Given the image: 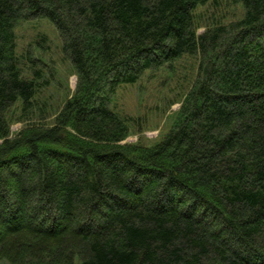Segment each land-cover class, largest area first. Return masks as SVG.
Instances as JSON below:
<instances>
[{
	"label": "trees",
	"instance_id": "obj_1",
	"mask_svg": "<svg viewBox=\"0 0 264 264\" xmlns=\"http://www.w3.org/2000/svg\"><path fill=\"white\" fill-rule=\"evenodd\" d=\"M210 5L242 16L198 14ZM38 17L78 78L46 124L52 83L26 74L16 37ZM186 58L197 77L170 132L125 144L118 90ZM77 262L264 264V0H0V264Z\"/></svg>",
	"mask_w": 264,
	"mask_h": 264
},
{
	"label": "rangeland",
	"instance_id": "obj_2",
	"mask_svg": "<svg viewBox=\"0 0 264 264\" xmlns=\"http://www.w3.org/2000/svg\"><path fill=\"white\" fill-rule=\"evenodd\" d=\"M241 11L239 7L224 6L219 11H214L210 5L200 8L198 14L206 17L216 15L218 19L225 15L228 21H232L242 16ZM205 27L206 23L201 26L198 35L204 33ZM16 37L18 55L26 74L29 75L28 72L34 69L42 70L46 80L52 83L49 88L43 89L38 97V112H41L42 116L45 113L48 118L42 123H53L62 111L65 101L74 95L78 84L72 64L62 53L60 34L49 20L38 17L21 22L16 29ZM41 41L43 43L40 46ZM177 68L176 74L166 71L147 73L138 84L122 86L118 90L112 108L132 121L131 135L125 144L153 147L170 132L185 95L196 81L198 60L186 58L177 63ZM19 105L10 113L12 138L27 124L23 122ZM44 107L49 108V111L46 112ZM34 122H38V118H34Z\"/></svg>",
	"mask_w": 264,
	"mask_h": 264
}]
</instances>
